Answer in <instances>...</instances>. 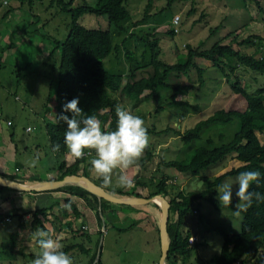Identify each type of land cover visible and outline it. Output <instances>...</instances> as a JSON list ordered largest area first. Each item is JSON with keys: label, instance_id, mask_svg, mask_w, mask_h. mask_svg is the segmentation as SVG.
Returning <instances> with one entry per match:
<instances>
[{"label": "trees", "instance_id": "1", "mask_svg": "<svg viewBox=\"0 0 264 264\" xmlns=\"http://www.w3.org/2000/svg\"><path fill=\"white\" fill-rule=\"evenodd\" d=\"M74 1L53 0L60 6L62 14H69L71 17L67 37L64 40L57 41L56 47L53 49V52L60 49V58L57 61L56 115L51 122L44 125L49 140V149L56 153L60 159L59 169L62 170L66 167V171L61 175L60 179L66 176H80L78 175L79 165L84 163L87 157L94 153L91 150V152H86L81 158H75L72 166L67 167L65 157L68 154V149L63 144V134L66 126L62 121H58V116L61 113L62 103L71 100L73 97L79 98L78 106L82 109L84 115H94L100 122L102 130L111 131L114 130L116 124L115 109L120 106L118 100L112 94L113 91H121L126 97L139 101L147 92H149L147 94L148 99H156L157 95L155 92L168 88L174 94L169 99L168 104L170 106L182 105L190 107L188 101L179 100L177 97L183 92L190 93L195 87L191 84H171L169 77L173 72L187 74L191 68H196L200 86H203L205 71L195 63V59L198 57L210 60L215 67L226 75V78L230 77L228 71L231 75H234L238 67L241 66L264 74L263 56L257 58L255 54H243L231 44H215L212 48L206 50H202L201 45L187 44L185 45L187 53L184 59L170 64L160 57L162 50L159 45V39L153 34H148V38L144 42H146L151 51L149 64L154 69L153 74L137 78L135 76L136 70L142 68V66L141 63H137L133 53L128 50L126 55L131 62L129 75H115L107 69L103 62L118 48L114 44L113 34L109 29H90L80 24L79 19L84 15L104 16L107 18L108 28L114 27L119 32L128 33V27L130 26L125 24L131 20V14L127 6L128 0H95L93 3L90 0H84L81 6L72 7ZM178 1L185 0H168L166 8H171ZM151 2L144 10V16L134 21L132 25L143 24L147 17L151 16L147 15ZM165 31L170 36L176 35L175 27L166 28ZM254 39L256 38L252 37L251 39L242 40L240 44H254ZM257 45H260V42ZM124 78L128 80L122 87ZM229 85L230 94L224 106L206 119L199 121L193 128L185 132L171 128L164 131H157L155 127L146 128L148 138L153 134L163 135L173 131L177 135H181L183 141L188 143L200 138L205 126L214 123L226 124L234 118H238L241 121L240 130L228 143L214 146L210 149L205 147L197 148L188 162L176 160L160 161V164L166 168H174L179 173L191 176H199L202 170L227 156L240 163L238 166L233 163L226 171L214 177H201L204 182V189L201 191L185 192L180 190L175 196H172L171 190H169L170 185L167 184L172 177L168 174L166 176L163 175V179L157 183V190L150 197L163 194L164 197L168 198L171 205L168 221L170 250L165 264H178L180 258L190 257L192 252L199 247L198 243L200 241L198 242V239L194 243L190 242L193 235L190 222L196 219L195 211L197 208L195 207L202 202L211 205L216 211L232 210L238 212L242 217L241 230L238 234H231L225 228L219 226L216 228L222 235L223 245L220 253L212 257L208 264H252L254 260L258 261L257 264H264V201L257 202L254 199L247 210L239 211L234 207V204L238 203L236 199H233L228 206H224L216 198V189L224 184L226 178L236 177L240 172L245 171H258L260 173L259 183L253 182L250 184L249 190L264 194V144L258 137V133H264V89H259L256 93L251 94L240 77H235L234 82ZM191 107L197 108L194 105ZM49 112L50 110L47 112L48 116ZM208 144L213 146L211 139L208 140ZM57 145L58 148L54 151L53 146ZM143 152H145V158L151 160L153 155L151 148L147 144ZM2 177L18 179V177L8 175H3ZM83 177L90 179L87 173H83ZM96 183L99 186L101 185V187L103 186L100 182ZM4 189L13 192L19 191L0 186V190ZM56 190L68 194L66 209L71 210L75 216H79L80 212L74 198L87 199L90 196L98 204V197L78 184L68 183ZM106 191L118 198L140 197L134 191L130 192L123 189H107ZM111 203L112 201L103 199L99 205L98 214L104 216L107 204ZM136 206L149 209L154 207L157 214L156 219L160 223L162 211L159 206L152 203ZM45 213V210L33 213L35 221H38L37 217L39 214L45 217ZM17 217L20 225L24 226L23 215L15 216V218ZM44 221H46V218ZM40 223L43 229L48 231L43 222L41 221ZM15 241L16 238L12 235L9 243L12 244L13 248ZM73 248L74 246H68L63 251L68 253Z\"/></svg>", "mask_w": 264, "mask_h": 264}, {"label": "crops", "instance_id": "2", "mask_svg": "<svg viewBox=\"0 0 264 264\" xmlns=\"http://www.w3.org/2000/svg\"><path fill=\"white\" fill-rule=\"evenodd\" d=\"M45 1L47 0H0V176L18 177L16 180H11L26 185L49 184L61 180V175L66 171V167L59 169L60 159L49 149V140L44 128L46 123L51 122L49 118L53 120L56 115L53 108L48 109L45 106L51 101V89L57 77V61L60 58V49L54 52L53 49L57 41L64 40L56 39L54 35L56 28L53 30L50 28L57 15L54 13V15L43 18L42 13L38 11L40 8L38 4ZM48 1L50 7L56 4L53 0ZM83 2L84 0H75L72 7L81 6ZM63 17L65 19L63 27L67 30V37L71 17L66 13ZM261 51H264V48ZM220 89L217 90L218 94ZM147 94L149 92L135 104L142 105L140 104L142 100L150 101ZM124 98L133 103L130 97L125 96ZM188 99L186 101L191 107L193 103ZM118 102L121 107L125 108L124 103L120 100ZM48 110H50L49 116L47 115ZM148 114L151 118V113ZM25 117L31 123L26 124ZM36 127L40 129L38 132H34ZM28 128L31 130L28 131ZM262 136L264 134L258 133L260 141L264 144ZM180 137L181 135L177 134L174 137L171 136V138ZM168 144H170V139L165 143L157 144L156 150L151 147L153 155L151 160H147L142 151L144 155L139 161L146 164L138 166L142 163H134L137 165L133 168L134 171H137L136 167H138L139 175H143V172L147 173L143 170H148L153 166L158 169L162 159H158L155 155L158 154L157 150H161L162 146ZM86 152L91 151L85 150ZM93 157L94 153L79 165L78 175L83 177V173H87L89 180L94 183L100 182L105 190L120 189L117 177L121 170H115L112 182L104 185L102 180H99L90 170V160ZM65 158L67 167L74 164L75 158L69 152ZM33 159H35V164H30ZM234 160L230 159L224 169L230 168L233 163L236 166L240 164ZM130 169L131 165L125 170ZM132 173L130 172L131 176L134 174ZM136 174L131 184L135 187L134 192L142 198L154 199L156 195L153 197L150 195L156 192L157 183L161 180H139L140 177L135 178ZM172 179L173 177L168 181V185H176L179 182V180L175 182ZM128 188L122 187L121 189L129 191ZM56 189L58 188L44 191L17 189L19 190L17 192L8 189L0 190V264H31L35 254L39 251L34 237L37 230L44 231L49 237L58 240L62 249L74 246L67 253L72 257L73 264H160L162 255L160 223L156 219L157 214L154 207L153 209L136 205L130 207L112 202L107 204L104 216H101L98 211L102 202L98 200L97 204L88 196L87 199L74 198L80 212L79 216H75L65 207L68 194ZM142 191L148 193L145 195ZM160 195L163 196V194ZM150 203L159 206L162 211L160 201L152 200L146 205ZM41 210H45L46 216L39 214L38 221H35L33 213ZM20 215L24 217V226L20 225L18 217L15 218ZM45 218L46 221H44ZM41 221L48 231L43 229ZM107 227L116 235L109 242V249L104 260V245H101V241ZM198 227L199 222L197 221L196 230ZM136 230L146 234L147 238H144V243L137 240L134 234ZM12 235L16 238L14 248L9 243ZM126 235L128 241L122 248L123 255L120 256L116 249L117 239L119 236ZM192 237L200 241L199 247L192 252L190 257L184 258L185 264H208L211 258L201 257L200 254V249L204 245L203 236L196 232ZM180 261L179 259L178 264H181ZM257 263L258 261L254 260L252 264Z\"/></svg>", "mask_w": 264, "mask_h": 264}, {"label": "rangeland", "instance_id": "3", "mask_svg": "<svg viewBox=\"0 0 264 264\" xmlns=\"http://www.w3.org/2000/svg\"><path fill=\"white\" fill-rule=\"evenodd\" d=\"M90 1L92 3L95 2V0ZM150 2L151 5H149L147 15L151 16L147 17L143 24L138 26L132 25L134 21L144 16V10ZM167 2L168 0H128L127 6L131 14V20L125 23L127 26H130L128 27V33L119 32L114 27L108 28L109 24L106 20L107 18L104 16L84 15L79 19V23L90 29H109L111 31L114 36V44L118 48L104 59L103 62L107 69L115 75H129L131 62L126 55L128 50L133 53L137 59V63H141L142 66V68L136 70L135 76L137 78L147 77L153 74L154 69L149 64L151 61V51L146 42H144L148 38V34H153L159 39V45L162 50L160 57L170 64L184 59L187 53L185 46L187 44L194 46L201 45L202 50L210 49L215 44H231L243 54H255L257 58L264 57V51H261L264 48V0H185L176 2L171 8H166ZM38 6H40L38 11L42 13L41 16L43 18L49 17L51 14L54 15V13L57 15L55 22L50 28L52 30L56 28V32H54L56 39H65L67 30L63 27V20L65 19L63 17L64 14L60 12V6L54 4L50 7L48 0L39 3ZM164 8L166 9L163 10ZM192 10L194 11L191 12ZM176 17H179L178 25L173 24ZM174 27L178 28L176 35H168L165 31L166 28ZM250 37L256 38L254 39V44H240L242 40L251 39ZM258 42H260L261 49L257 45ZM195 63L205 71L203 86H200L196 68H191L187 74L173 72L169 77V82L171 84L181 83L193 85L195 87L194 90L188 94L183 92L177 98L181 100H187L189 98L188 100H191L197 108H188L182 105L170 106L168 104L169 99L174 94L168 88H163L155 92L157 95L156 99H150V101L142 100L140 103L142 105L135 104L137 103L135 99H132L133 103H130L128 99L124 98L125 95L121 91H113L112 94L114 98L124 103L125 108L143 119L145 128L155 127L157 131H164L165 129L171 128L185 132L224 106L230 94L229 84L234 82L235 77H240L246 89L251 94L256 93L259 89H264V74L260 72L241 66L238 67L234 75H231L228 71L230 77L226 78V75L219 68L212 65L211 61L205 58L198 57L195 59ZM127 78H124L122 86L127 82ZM218 89H220L219 94L217 92ZM56 92L57 77L52 87L51 101L45 106L48 109L53 108L55 112ZM148 113H151V118L148 117ZM51 117L53 118V116ZM49 120L52 121L50 118ZM24 121L26 124L31 123L27 117L24 118ZM32 123L35 124V122ZM240 128L241 121L238 118H234L226 124L214 123L205 126L202 130L201 137L192 142H184L181 137V139L171 138V136L174 137L176 134L171 131L168 134L149 136L147 145L156 150L158 147L157 144L165 143L166 140L170 139V144L164 147L162 146L161 150H157L158 154L155 156L158 159L160 158L166 161L176 160L188 162L197 148L205 147L210 149L214 146L228 143ZM39 130L36 127L34 132H38ZM210 139L213 142V146L208 144V140ZM262 141L264 143V136H262ZM144 153L142 152L140 157ZM140 157L135 163H142L138 166H143L146 163L139 161ZM229 160L230 156H227L219 162L210 165L208 168L202 170L199 176L179 173L174 168H166L162 165L158 169H156V166H153L152 168H148V170H143L147 173L143 172V175H139V168L136 167L137 171H134L135 169L133 168L137 165L132 164V170L127 171L124 169L123 173L131 177V179H134L133 176L137 173L135 178L140 177L139 180H162L163 174L165 176L166 174L171 175L173 181L175 180L176 182V180H179L176 185L172 184L169 188L172 196H175L180 190H184L185 192L203 190L204 182L201 177H214L226 171L227 169H224V166L229 163ZM130 172L134 173H132L133 176L130 175ZM234 181L235 177H228L224 181V184H233V191H235L236 186L234 185ZM128 189L131 192L135 190V187L129 186ZM149 190L152 189L149 188ZM195 208H197L195 211L197 217L190 222L191 229H193L192 232H198L203 236L202 241L204 239V245L200 249L201 257L212 258L220 253L223 245L222 235L216 228L219 226L225 228L231 234H238L241 230L242 217L238 212L232 210L216 211L211 205L205 202H202L200 205L197 204ZM197 221L199 222L198 230H196ZM134 234L141 243H144L143 240L145 237L147 238L146 234L141 233L139 230H136ZM115 235L116 233L112 232L109 227H107L106 232L102 235L101 245H104V260L109 249V242ZM126 241H128L127 235L119 236L117 239L118 244L116 249L120 253V256L123 255L122 248L125 246ZM180 260L181 264H185V259L180 258Z\"/></svg>", "mask_w": 264, "mask_h": 264}, {"label": "clouds", "instance_id": "4", "mask_svg": "<svg viewBox=\"0 0 264 264\" xmlns=\"http://www.w3.org/2000/svg\"><path fill=\"white\" fill-rule=\"evenodd\" d=\"M79 98L73 97L61 105L58 121H62L66 128L63 134V144L73 158H81L85 150L94 152L90 160V170L104 185L112 182L115 170H121L117 177L120 187H129L132 179L123 173L140 157L148 137L143 119L133 114L129 109L117 106L115 109L116 124L114 130H102L100 122L94 115H84L78 106ZM67 113V114H66ZM57 146H53L55 151ZM30 164H35L33 159ZM258 171L240 172L233 184L225 183L217 189V200L224 206L232 203L233 198L238 201L234 207L239 211L249 208L253 200L264 201V194L249 190L250 184L259 183ZM39 251L35 254L31 264H73L72 257L65 253L58 240L49 237L46 232L37 230L34 233Z\"/></svg>", "mask_w": 264, "mask_h": 264}, {"label": "water", "instance_id": "5", "mask_svg": "<svg viewBox=\"0 0 264 264\" xmlns=\"http://www.w3.org/2000/svg\"><path fill=\"white\" fill-rule=\"evenodd\" d=\"M68 183H75L89 190L90 192H92L98 197V200L100 203L102 202L103 199H107L115 203L134 206V205L147 204L152 200L160 201L162 203V218L160 222L162 255L160 259V264H165L166 259L169 255V250H170L169 235H168V221L170 217L171 205H170V202L166 200V198H164L163 196L156 195L154 199H148V198H142V197L118 198L110 194L109 192H107L103 187L93 183L88 178L81 177V176H66L61 180H56L49 184H41V185L40 184L26 185V184H22L17 181L0 176V186L16 188V189H21V190H26V191L50 190L54 188H59Z\"/></svg>", "mask_w": 264, "mask_h": 264}, {"label": "built area", "instance_id": "6", "mask_svg": "<svg viewBox=\"0 0 264 264\" xmlns=\"http://www.w3.org/2000/svg\"><path fill=\"white\" fill-rule=\"evenodd\" d=\"M178 21H179V17H176V19L174 20L173 24H174V25H178V23H179ZM177 30H178V28L175 27V31H176V32H177ZM27 130L30 131L31 128H28ZM195 241H196V238H195V237H191L190 242H191V243H194Z\"/></svg>", "mask_w": 264, "mask_h": 264}]
</instances>
